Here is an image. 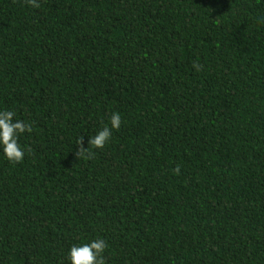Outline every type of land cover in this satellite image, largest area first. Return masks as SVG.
I'll return each mask as SVG.
<instances>
[{
  "label": "trees",
  "instance_id": "16d2710c",
  "mask_svg": "<svg viewBox=\"0 0 264 264\" xmlns=\"http://www.w3.org/2000/svg\"><path fill=\"white\" fill-rule=\"evenodd\" d=\"M38 4L0 0V264H264V0Z\"/></svg>",
  "mask_w": 264,
  "mask_h": 264
},
{
  "label": "clouds",
  "instance_id": "9594fccd",
  "mask_svg": "<svg viewBox=\"0 0 264 264\" xmlns=\"http://www.w3.org/2000/svg\"><path fill=\"white\" fill-rule=\"evenodd\" d=\"M26 3L34 8L39 6L38 0H26ZM199 67L198 64L193 65L197 71ZM15 115L12 110H0V156L9 163L19 164L25 157V150L19 143L20 138L25 133H31L32 127L29 123L15 119ZM109 120L110 125H105L95 135L89 136L87 147L83 146L84 138L77 141L78 157L81 153H89L90 148L103 149L109 143L112 133L120 129L121 116L113 112ZM174 172L179 174L180 167L177 166ZM107 247V242L103 238L73 245L67 253L68 264H105Z\"/></svg>",
  "mask_w": 264,
  "mask_h": 264
}]
</instances>
